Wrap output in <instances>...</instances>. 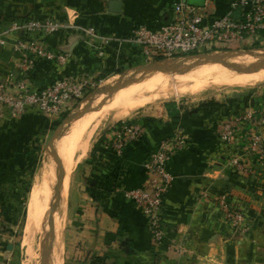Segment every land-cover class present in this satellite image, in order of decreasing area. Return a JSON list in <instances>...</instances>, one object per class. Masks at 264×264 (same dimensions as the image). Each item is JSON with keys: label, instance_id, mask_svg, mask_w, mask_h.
Listing matches in <instances>:
<instances>
[{"label": "crops", "instance_id": "obj_1", "mask_svg": "<svg viewBox=\"0 0 264 264\" xmlns=\"http://www.w3.org/2000/svg\"><path fill=\"white\" fill-rule=\"evenodd\" d=\"M199 1L209 5L212 17H219L232 0H0V29L13 20L69 19L76 29L45 38L52 50L70 54L68 63L57 67L37 62L28 79L40 87L82 73L98 82L143 64L141 49L126 42L102 44L86 37L81 28H93L106 38L126 37L139 26L157 29L167 23L174 3ZM10 40L0 46L3 81L17 60ZM248 97L204 108L167 102L155 114L134 119L142 134L123 148L120 157L110 148L113 126L98 137L75 169L67 195L63 264H264V192L248 189L245 179L227 165L235 154L251 164V155L241 152L242 146L219 142L216 131L219 122L238 111H264V92ZM168 103H174L176 117L168 115ZM56 123L33 109L21 118L0 120V217L16 212L29 193L36 158L32 148ZM177 129L188 134V143L166 164L173 180L162 203L165 238L154 245L143 215L123 192L146 188L144 164L149 154ZM261 133L264 136V129ZM244 136L238 135V144ZM220 193H227L249 213L241 230L224 220L216 204ZM0 264H13L12 246L2 240Z\"/></svg>", "mask_w": 264, "mask_h": 264}, {"label": "built area", "instance_id": "obj_2", "mask_svg": "<svg viewBox=\"0 0 264 264\" xmlns=\"http://www.w3.org/2000/svg\"><path fill=\"white\" fill-rule=\"evenodd\" d=\"M72 29L76 27L69 19L60 22L52 17L13 20L0 29V46L10 38L11 50L17 55L12 70L7 73V80H0V120L21 118L29 109L49 120H58L79 105L96 85L90 76L82 73L62 76L40 87L33 86L28 79L35 71L37 62H47L57 67L68 63L70 54L52 50L46 45L45 38ZM80 31L89 39L105 45L116 41L139 47L145 64L154 61L175 62L197 53L242 51L264 43V0H232L229 10L219 17L211 16L207 3L196 7L177 2L172 5L171 19L167 23L157 29L139 26L130 35L117 39L99 36L89 27ZM262 129L264 111L251 108L238 111L217 124L219 142L235 148L242 146L239 148L241 152L257 156L258 174H255L251 164L242 160L240 154H235L228 161L227 165L244 179L252 180L256 176L264 179ZM112 130L110 148L117 157L121 156L128 143L142 134V126L134 119L118 122ZM240 133L245 135L240 143L243 145L237 143ZM187 143L188 134L182 129L162 139L144 164L146 188L123 192L124 199L143 215L154 245H160L165 238L162 203L173 180L166 164ZM227 195L220 193L216 197V204L226 223L239 231L247 218L246 209L229 204Z\"/></svg>", "mask_w": 264, "mask_h": 264}, {"label": "bare ground", "instance_id": "obj_3", "mask_svg": "<svg viewBox=\"0 0 264 264\" xmlns=\"http://www.w3.org/2000/svg\"><path fill=\"white\" fill-rule=\"evenodd\" d=\"M212 54L222 62L238 67H247L264 61V48L252 51L248 56L241 52ZM192 62L193 60H189L183 64L182 67L186 70L184 73L152 71L140 76L134 74L129 81L127 79V82L120 84L119 88L105 99L101 100L99 99L101 95H96L95 101H98L96 107L69 123L53 143V149H44L46 150L44 160L33 177L26 203L22 247L24 258L30 257L32 244L39 246L43 235L48 231L49 205L53 196L57 168L59 167L62 174L57 197V202L61 203V206L57 212L62 213L61 209L64 207L63 203L66 201L75 169L90 152L99 131L110 119L126 118L158 99L193 95L220 86L235 89L264 85V67L252 72H243L228 70L216 62H204L189 68ZM57 212L52 218L54 225L53 229L51 228L53 240L51 253L45 260L46 253L43 251L40 257H37L36 264H57L61 255L57 232L59 225L55 221L59 214ZM35 252L37 253V249Z\"/></svg>", "mask_w": 264, "mask_h": 264}, {"label": "rangeland", "instance_id": "obj_4", "mask_svg": "<svg viewBox=\"0 0 264 264\" xmlns=\"http://www.w3.org/2000/svg\"><path fill=\"white\" fill-rule=\"evenodd\" d=\"M262 48H264V43L262 45H259L258 47H255V48H249V49L247 48V49H243L244 51L242 50V51H235V52H241V53H244L246 56H248L249 53H252V51L262 49ZM228 52H232V51H228ZM191 55H194V54H191ZM188 56H190V55H188ZM185 57H187V56L181 57L174 62V63L178 64V66L175 70L176 73L186 72V70L182 67L183 64L185 63V62L183 63ZM194 62L195 61L193 60V62L191 64H193ZM122 72H123V74H121ZM134 74L136 76H140V75H144L146 73L135 72V71L125 73V70L122 69L118 72V74L115 73V74H110L108 76H105L104 78H102L100 81H98L96 83V85L89 91V93L84 97V99L81 101V103L79 105L74 107L71 111H69L67 114H64L63 116H61L57 120V123L51 128V130H49V132L46 135L43 136V138H41V140L38 143L39 151L36 153L35 170L32 172L31 179L28 182V184H29L28 191L30 190L31 182L33 180L34 175L36 174V172L38 171V169L40 168V166L44 160L45 151L48 148H50V141L52 139L51 137H52L53 132L55 131L56 127L59 126L67 116L74 115V114L78 113L79 111L90 112L91 109L96 107V103L98 102V101H95L96 95H101V98H99L101 100L105 99L106 97H108L109 95L112 94V93L110 94L109 92H107L111 88V86L113 87L116 82H118V84L120 85L122 83L127 82L126 81L127 79L129 81ZM263 92H264V85L255 86V87H240V88L237 87L235 89L232 87L220 86L217 88H212V89H208L205 91H201V92L193 94V95H178V96H175L174 98L158 99V100L152 102L151 104H148L145 107L136 110L132 115H130L126 118H123L120 120L110 119L105 124V126H103L101 128L96 139L98 137H100L102 134H104L108 129H110L112 126H114L118 122L129 120V119H136V118H139L140 116H144V115L155 114L158 111V109L163 104H165L167 102H176V103L181 104L183 107H191V106H195V105L200 106L201 104L210 103V102L211 103H213V102L214 103H216V102H222L223 103V102H227L230 100H237L240 98L248 99L249 98L248 96H253L254 98H256L259 94H261ZM68 124L62 125L59 135L61 134V132L65 129V127ZM59 135L57 137H55L54 139H52L53 143L56 141V139L59 137ZM44 149H46V150H44ZM77 170L78 169H76V171ZM75 174L76 173H74V175ZM72 184H73V180L71 181V184L69 187V192L72 189ZM27 198H28V193L25 196V199H23L22 202L19 205H17L16 212L7 213L6 215L0 217V240H2V242H4L5 244H10L12 246L13 264H36L37 263L36 262L37 257L39 258L40 254L44 251V246H43L44 241L42 238L39 246H36V245L34 246V244H32L33 246H31L32 251L30 253V257L24 258V256L22 255L23 254L22 247L24 244L23 243L24 242L23 241V239H24V223H25V210H26ZM66 201H67V198H66ZM66 201L63 203L64 207L61 209V210H63L62 213H59V211L57 212V209L61 206V203H59V202H57L55 204L54 212H52V218H53V215L55 212L59 213L55 219V221H57L56 223H58V225H59L57 228L58 229L57 232H59L58 233V239H59L60 246H61V255L58 259L57 264H63V260H62V230L64 227L65 217H66ZM49 210H50V208H49ZM50 215L51 214L49 211V216ZM47 223H48V221H47ZM53 223H54V221L51 222V228L54 225ZM52 229H51V231H52ZM51 240H52V238H51ZM51 242H53V240ZM36 249H37L38 254L35 252Z\"/></svg>", "mask_w": 264, "mask_h": 264}, {"label": "water", "instance_id": "obj_5", "mask_svg": "<svg viewBox=\"0 0 264 264\" xmlns=\"http://www.w3.org/2000/svg\"><path fill=\"white\" fill-rule=\"evenodd\" d=\"M204 2L199 1L198 4L192 5V6H202ZM187 5H191L186 3ZM115 6V4H114ZM189 60H194L195 62L193 64H191L189 66V68H192L200 63H204V62H216L217 64H220L221 66H223L224 68L228 69V70H232V71H243V72H252L255 69L264 67V61L259 62L257 64H252L250 66L247 67H238L232 64H228L225 62H222L221 60H219L218 58H216L215 56H213V54L211 53H197L194 55H190L184 58V62H187ZM178 64L174 63V62H167V61H154V62H150V63H143L140 65H137L129 70H125L126 72H143V73H148V72H152V71H158V72H162V73H176V68H177ZM123 74V72L121 73ZM122 76V75H121ZM122 78V77H121ZM119 84L118 82H116L114 84L113 87H111L107 92H109L110 94L115 92L118 88H119ZM87 111H79L78 113L74 114V115H70L67 116L62 123L56 127L55 131L53 132L52 135V139H54L55 137H57L60 133L61 127L64 124H68L70 122H72L73 120L83 116ZM50 141V148L53 149V141ZM57 177H56V182L53 188V196H52V200L51 203L49 205L50 208V216L48 218V223H47V228L48 231L43 235V241H44V251L46 253V257L45 260L48 258V256L51 253L52 250V240H51V222H52V212L54 211L55 208V204L57 203V197L60 191V187H61V179H62V174H61V170L59 169V167L57 168Z\"/></svg>", "mask_w": 264, "mask_h": 264}, {"label": "trees", "instance_id": "obj_6", "mask_svg": "<svg viewBox=\"0 0 264 264\" xmlns=\"http://www.w3.org/2000/svg\"><path fill=\"white\" fill-rule=\"evenodd\" d=\"M92 82H94V84L97 83V80H92ZM205 106H218L216 103H205V104H201L200 108H204ZM166 111L168 113V115L172 116V117H176L177 111L174 109V103H168L165 105ZM39 151V146L36 145L35 147L32 148V153H37ZM251 166L254 169L255 174H258V170H259V165H258V160H257V156L256 155H251ZM246 184H247V188L250 189L253 192H259V191H263L264 192V179L260 178V179H252L249 180L248 178L245 179ZM227 202L229 204H232L234 207H242L241 203L238 202L237 200H235L234 198H232L231 196L227 195ZM249 215V213L246 210V216Z\"/></svg>", "mask_w": 264, "mask_h": 264}]
</instances>
